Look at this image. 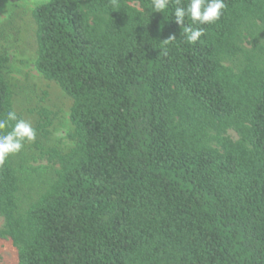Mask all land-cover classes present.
Here are the masks:
<instances>
[{
    "label": "trees",
    "instance_id": "16d2710c",
    "mask_svg": "<svg viewBox=\"0 0 264 264\" xmlns=\"http://www.w3.org/2000/svg\"><path fill=\"white\" fill-rule=\"evenodd\" d=\"M188 2L31 10L34 67L70 98L71 145L43 144L41 107L39 137L0 167V239L18 264H264V0L179 25ZM6 60L0 118L27 120Z\"/></svg>",
    "mask_w": 264,
    "mask_h": 264
},
{
    "label": "rangeland",
    "instance_id": "374dc122",
    "mask_svg": "<svg viewBox=\"0 0 264 264\" xmlns=\"http://www.w3.org/2000/svg\"><path fill=\"white\" fill-rule=\"evenodd\" d=\"M44 1L0 0V55L7 57L3 73L16 92L15 107L31 122L33 128L38 109L44 107L52 111L51 132L48 138L42 139L43 144L65 149L71 145L66 137L70 128V98L54 82L44 79L34 67V24L30 12ZM29 163L37 165L46 163V160H30ZM0 264H18L14 247L4 239H0Z\"/></svg>",
    "mask_w": 264,
    "mask_h": 264
},
{
    "label": "clouds",
    "instance_id": "9594fccd",
    "mask_svg": "<svg viewBox=\"0 0 264 264\" xmlns=\"http://www.w3.org/2000/svg\"><path fill=\"white\" fill-rule=\"evenodd\" d=\"M170 0H151L154 12L163 13ZM179 4V0H177ZM226 7L224 0H189L186 6H177L174 10L175 22L183 25L185 17H190L193 24H209L220 19L222 9ZM202 28H185L186 39L189 43H195L202 35ZM174 39L169 37L165 42ZM10 122H14L11 123ZM4 131L5 129H9ZM36 131L31 122L18 118L15 111L7 112L4 118H0V167H2L11 155L18 154L24 147L25 142L34 141Z\"/></svg>",
    "mask_w": 264,
    "mask_h": 264
}]
</instances>
